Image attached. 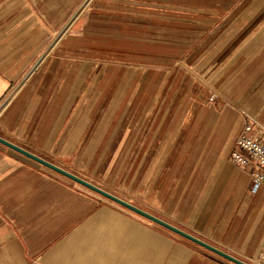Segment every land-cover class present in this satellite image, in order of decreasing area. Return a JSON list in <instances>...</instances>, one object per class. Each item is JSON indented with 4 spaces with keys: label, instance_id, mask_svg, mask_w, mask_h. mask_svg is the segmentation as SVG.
<instances>
[{
    "label": "crops",
    "instance_id": "crops-1",
    "mask_svg": "<svg viewBox=\"0 0 264 264\" xmlns=\"http://www.w3.org/2000/svg\"><path fill=\"white\" fill-rule=\"evenodd\" d=\"M78 2L0 0V137L86 179L62 161L74 154L94 165L106 138L94 157L77 147L90 140L118 81H132L117 78L115 66L150 65L86 59V18L110 33L172 35L185 51L174 63L205 83L187 92V109L179 106L165 168L141 187V201L125 200L251 263L264 239V186L253 190L230 154L247 120L264 129V0H86L59 33ZM123 45L111 51L127 52ZM100 65L110 66L98 76ZM91 75L107 83L103 97L85 134L70 142L63 116ZM210 89L221 104L207 101ZM0 264L235 263L0 143Z\"/></svg>",
    "mask_w": 264,
    "mask_h": 264
},
{
    "label": "rangeland",
    "instance_id": "rangeland-1",
    "mask_svg": "<svg viewBox=\"0 0 264 264\" xmlns=\"http://www.w3.org/2000/svg\"><path fill=\"white\" fill-rule=\"evenodd\" d=\"M85 1L79 0L74 9L70 11L68 18L56 28L59 29V33L68 21L70 22L71 15ZM85 22L89 34L85 40L86 59L93 57L101 60L102 58L107 60L110 57L131 61L145 59L150 62V65L124 68L126 70L115 66L114 71L117 70V78L122 76L127 80L132 79V81H118L117 89L108 100L106 108L102 110V118L90 140L86 145L77 147L78 151H83L81 153L83 156L94 157L102 138H106L94 165L90 168L84 167L85 165L82 163L78 164L76 158L78 159L79 155L75 156L74 154L68 155L62 163L71 167L86 180L93 181L95 185L121 198L139 202L141 201L139 194L141 187L151 185L156 180L158 169L165 168L164 152L167 146V137L172 134L175 127L173 120L179 106H184L187 109L189 106L187 92L194 93L198 86L204 85L202 83H205V79L203 76H198L197 80L200 82L194 81L195 78L191 77H194L193 74L196 76L199 72L194 71L192 74L194 69L179 66L177 64L179 61L174 63V59H178V57H180V61L183 60L185 51L172 46V35L153 33L134 35L132 32L125 33L123 30V32L116 33H112L114 32L112 30L110 33L108 28L96 29L97 26L94 25L100 24V19L86 18ZM88 24L90 25L88 26ZM106 24L109 25V22ZM118 26L125 25H120L118 20ZM73 31L76 32V29ZM94 32L96 33L94 34ZM58 39V34H54L53 42H57ZM69 42L74 41L70 40ZM123 44H126L127 52L118 49L111 51L116 48H124ZM96 65L97 62L86 67V73L89 75L92 70H99V65ZM100 66L101 72L98 76L109 70L108 66L110 65ZM175 66L179 67L176 69ZM93 72L96 75L97 72ZM187 72L192 76H189ZM174 74L175 76H173ZM87 78L81 84L82 92L70 101L68 112L63 116V127L66 125L68 128L67 135L70 142L78 137L81 139L87 131L95 112L93 111L94 106L103 97V92L101 94L99 92L103 91L102 88L107 84L97 83L96 80H93L92 75L89 77L92 80ZM173 85L177 86L178 93L176 89L172 90ZM207 99L209 103L216 106L223 102L220 92L216 89H210ZM55 112L57 113L56 110ZM168 116L169 121L163 127L162 120L164 117L166 120ZM112 123L114 124L112 125ZM83 127L85 132L80 136ZM107 132L108 136L106 137Z\"/></svg>",
    "mask_w": 264,
    "mask_h": 264
},
{
    "label": "water",
    "instance_id": "water-1",
    "mask_svg": "<svg viewBox=\"0 0 264 264\" xmlns=\"http://www.w3.org/2000/svg\"><path fill=\"white\" fill-rule=\"evenodd\" d=\"M0 143H2L4 145L16 150L17 152H19V153L35 160V161L47 166L50 169L68 177L69 179L85 186L86 188H88V189H90V190H92L98 194H100L101 196L107 198L108 200L115 202V203L123 206L124 208H127V209H129V210H131V211H133V212H135V213H137V214H139V215H141V216H143V217H145V218H147V219H149V220H151V221H153V222H155V223H157V224H159V225H161V226H163V227H165V228H167V229H169V230H171V231H173V232H175V233H177V234H179V235H181V236H183V237H185L191 241H193L194 243L210 250L211 252H213V253H215V254H217V255L225 258V259L230 260L231 262H233L235 264H250V263L245 262V261H243V260H241V259H239V258H237V257H235V256L211 245V244H209L208 242H205L204 240L182 230L181 228L171 224L170 222H168V221H166V220H164V219H162V218H160V217H158V216H156V215H154V214H152V213H150V212H148V211H146V210H144V209H142L136 205H134L133 203H131V202H129V201H127V200H125V199H123V198H121V197L97 186V185H95L94 183H92V182H90V181H88V180H86V179H84V178H82V177H80V176H78V175H76V174H74V173H72V172H70V171H68V170H66V169H64V168H62V167L44 159V158L34 154V153H32V152H30V151H28L27 149L15 144V143L7 140V139L0 137Z\"/></svg>",
    "mask_w": 264,
    "mask_h": 264
},
{
    "label": "built area",
    "instance_id": "built-area-1",
    "mask_svg": "<svg viewBox=\"0 0 264 264\" xmlns=\"http://www.w3.org/2000/svg\"><path fill=\"white\" fill-rule=\"evenodd\" d=\"M264 129L247 120L236 138L230 162L237 168L247 170L253 180V190L264 186ZM251 264H264V239Z\"/></svg>",
    "mask_w": 264,
    "mask_h": 264
}]
</instances>
